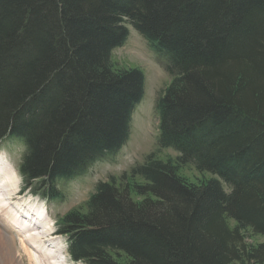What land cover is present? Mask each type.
I'll list each match as a JSON object with an SVG mask.
<instances>
[{"label": "trees", "instance_id": "1", "mask_svg": "<svg viewBox=\"0 0 264 264\" xmlns=\"http://www.w3.org/2000/svg\"><path fill=\"white\" fill-rule=\"evenodd\" d=\"M127 24L168 59L159 146L215 177L192 183L152 153L99 182L59 221L72 258L264 264L246 241L264 237V0H0V141L24 140V180L50 198L118 152L145 94L144 71L113 59Z\"/></svg>", "mask_w": 264, "mask_h": 264}, {"label": "rangeland", "instance_id": "2", "mask_svg": "<svg viewBox=\"0 0 264 264\" xmlns=\"http://www.w3.org/2000/svg\"><path fill=\"white\" fill-rule=\"evenodd\" d=\"M127 26L130 30V36L123 46L113 51L114 62L117 67H136L142 69L145 73V94L132 117L131 134L128 143L118 153L107 155L105 158L91 164L82 175L70 180L59 181V188L64 193L63 198L59 200L43 202V198L41 197L29 198L28 200V195L18 200L20 195L19 193L17 194V191L21 190L23 181L16 173L17 177L14 185V194L10 201L7 202L9 204L7 205V207H9L7 213L13 214L14 216L16 215L11 209L15 201L21 202V206L23 202L26 201L29 202V206L34 205L36 208L41 206L42 209H47L49 211L51 219L63 215L72 208L86 211V203L99 181L108 180L112 176L120 177L124 172L129 173L133 166L138 164V162H144L148 155L152 153H155L158 158L177 163L180 175L192 183L201 184L215 177L210 173L200 172L192 164L183 165L178 163V157L180 156L179 152L172 148H163L159 146V119L156 111V102L172 81V77L165 68L168 59L156 53L148 41L138 34L132 26L129 24H127ZM24 150L25 147L23 143L13 139L5 140L0 146V153L2 152L6 155L5 160L13 167L19 165ZM20 179L21 183L19 184ZM223 186L225 190L229 191L226 183L223 182ZM19 208L22 209V207ZM30 208L32 207H25L24 209ZM230 224L234 225L235 222L231 220ZM50 225L51 224L48 222L46 232L40 233V239L36 241V243L40 247L47 249V251L57 253L61 256L60 259L64 260L65 264H74L66 248L67 238L63 236H59L57 239L54 237L49 238L48 234L51 231ZM3 232L6 231L0 226V234H3ZM27 234L29 235L30 232ZM18 237H21V235L19 234ZM18 237L14 235L12 244L13 249L16 251L15 259L10 262L8 260L6 264H33L31 259L25 254L21 246V240ZM246 237V241L252 245H258L264 242V237L254 235L250 231H246ZM50 243H52V249L50 248ZM26 244L28 248L33 250L36 256L40 258L42 264L48 261L45 254L32 249V245L27 241ZM65 255L68 257L66 256L64 258L63 256ZM75 264L86 263L77 262Z\"/></svg>", "mask_w": 264, "mask_h": 264}, {"label": "bare ground", "instance_id": "3", "mask_svg": "<svg viewBox=\"0 0 264 264\" xmlns=\"http://www.w3.org/2000/svg\"><path fill=\"white\" fill-rule=\"evenodd\" d=\"M16 172L11 166L6 164L3 158L0 157V226L5 229L6 232H3V234H0V264H6V262L9 260L13 261L15 259V250L12 247L14 235L17 237L19 234L21 237H18L21 240V246L25 252V254L31 259L33 264H42V261L39 257L36 256L35 252L28 248L26 241L30 243L32 246V249H34L37 252H42L46 255L48 261L43 264H65L64 260H61L57 253H53L52 251H47L44 247H40L36 241L40 239V233L46 232L48 222L46 219H44L43 214L39 211H36L35 208L26 209L28 212V215H31L33 218H35L37 215L39 216L38 222L37 220L34 221V219L29 218V216H24L23 214H16L15 216L13 214H10V216L5 217V214L7 213V210L9 205L7 202L10 201L12 198V195L14 194V185L16 182ZM25 210V209H24ZM3 217V218H1ZM19 218V219H18ZM30 219V224L28 223L27 226L24 228L19 227L18 222L21 219ZM34 223V226L32 225ZM41 223V224H38ZM50 223V222H49ZM41 225V226H39ZM31 226L34 228L31 229ZM37 226V227H35ZM42 229V231H41ZM19 231L17 234L14 233V231ZM13 232V234H12ZM30 232L28 235L27 233ZM51 232V231H50ZM51 234L49 233L48 236ZM47 240V238H46ZM50 248L52 249V243L49 244ZM64 258L66 257L63 256Z\"/></svg>", "mask_w": 264, "mask_h": 264}]
</instances>
